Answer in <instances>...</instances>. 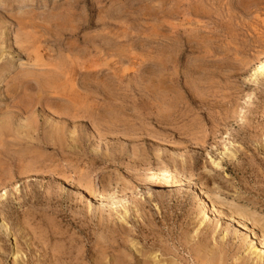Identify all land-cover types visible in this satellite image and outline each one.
<instances>
[{"label": "rangeland", "instance_id": "374dc122", "mask_svg": "<svg viewBox=\"0 0 264 264\" xmlns=\"http://www.w3.org/2000/svg\"><path fill=\"white\" fill-rule=\"evenodd\" d=\"M263 226L264 0H0V264H264Z\"/></svg>", "mask_w": 264, "mask_h": 264}, {"label": "bare ground", "instance_id": "6f19581e", "mask_svg": "<svg viewBox=\"0 0 264 264\" xmlns=\"http://www.w3.org/2000/svg\"><path fill=\"white\" fill-rule=\"evenodd\" d=\"M163 169H164V168H163ZM171 171H172V170H171ZM174 172H175V171H174ZM162 173H163L164 175H166L167 177H169V178L171 177V175H170V173H169L168 170H163ZM171 173H172V172H171ZM157 174H158V173H157ZM172 174H174V173H172ZM154 177H155V176H154ZM157 177H158V176H157ZM153 181H154V180H153ZM165 181H166V180H165ZM168 183H169V181H168ZM168 183H167V184H168ZM171 185H172V184H171ZM169 186H170V185H169ZM234 212L238 215V217L241 216V217L245 218L246 215H247V214L245 215L244 211H242V210H237V211H236V209H235ZM232 216H233V215H232ZM247 217H248V216H247ZM248 219H249V218H248ZM249 220H251V219H249ZM254 222H255V221H254ZM256 225H257V224H256ZM263 227H264V226H263ZM263 230H264V229H263ZM222 238H223V237H222ZM262 249H263V248H261V249L258 251V249L255 248V250H253V252H252V254H254L255 256L257 255L256 257H258V258H256V257H255V258H256L258 261H259V259H262L261 254H259V253H261ZM257 251H258V252H257ZM207 255H208V254H207ZM201 257H202V256H201ZM204 257H205V256H204ZM202 258H203V257H202ZM202 258H201V259H202ZM201 259H199V260H201ZM206 259H207V258H205V260H206ZM208 259H209L208 264H213V262L210 261V258H208ZM205 260L203 261V264L207 263V261H205ZM263 260H264V258H263ZM221 261H222V260H221ZM221 261H220V262H221ZM226 261H227V260H226ZM160 263H161V262H160ZM222 263H223V261H222Z\"/></svg>", "mask_w": 264, "mask_h": 264}]
</instances>
